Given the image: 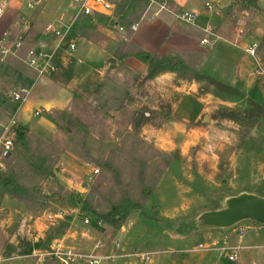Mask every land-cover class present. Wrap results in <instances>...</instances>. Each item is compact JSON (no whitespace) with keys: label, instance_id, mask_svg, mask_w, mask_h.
Segmentation results:
<instances>
[{"label":"rangeland","instance_id":"obj_1","mask_svg":"<svg viewBox=\"0 0 264 264\" xmlns=\"http://www.w3.org/2000/svg\"><path fill=\"white\" fill-rule=\"evenodd\" d=\"M31 1L35 2L31 9H26L24 4L18 5L20 9L14 11L15 20L20 22L26 18L28 28L33 25L32 31L42 33V38L55 34L58 39L55 47L35 48L38 54L51 57L54 71L39 75L31 97L36 98L35 94L48 100L60 97V91L52 81L60 73L67 80L71 75H81L85 81H81L79 93L66 107L34 117V123L26 126L24 143L19 141L18 129H13L14 150L9 158L0 160V180L14 179L34 190L39 199L35 203L36 209L28 212L24 204L0 194V261L22 264L16 256L27 251L32 242H38L35 241L38 240L36 229L41 225L47 228L43 243H37L43 247L49 246L51 232L61 224L70 225L71 231L79 227L83 230L103 226L93 222L89 214L82 212L80 206L66 196V191L86 196L99 176L104 177L101 193L95 199L103 207L99 211L119 203L122 195L118 184L124 186L133 201L140 200L144 191L149 194L141 208L122 225L125 235L118 234L117 238L121 241L116 240L121 244L127 239L129 248L158 253L161 259L173 252L172 258L177 259L178 264H183L184 257H192L191 253L180 254V251L204 241L200 238L208 232L199 233L192 227L200 213L218 210L225 198L242 192L264 197V122L213 117L222 108L244 110V101L216 105L215 110L205 114L207 123L200 120L181 123L177 115H172L178 101L171 88L174 82L170 81L171 86L167 88L164 82L155 81L156 76L148 79L146 65L138 62L134 67L128 66L124 64L125 59L116 67H109L103 76L93 73L103 61V49L106 52L111 49L116 55L122 48L127 50L131 46L129 38L118 32L115 25H96L89 33L91 43L83 42L69 31V24L77 14L73 0ZM106 1L117 3L116 0ZM226 1L189 2L201 10L203 17L198 23L212 29L218 21L215 10H220V5ZM10 3L18 4L11 0L7 8ZM205 3L210 9L204 7ZM137 6L127 22L119 26L127 27V23L137 21L142 11L141 4ZM152 11L145 21L151 18ZM164 16L163 12L159 19ZM235 16L239 20L245 19L246 27H240L241 31L249 27L239 44L257 45L264 35V15L236 12ZM232 20L233 17L229 18L230 22ZM33 39L32 34L24 38L25 49L36 47L39 42L27 44ZM71 40L77 49L70 58L64 52ZM63 58L70 64L64 65ZM179 58L191 61L193 65L200 62L198 55H179ZM112 63L116 64V61ZM259 65L253 72L255 79L249 85L253 92L249 90L246 95L264 105V65ZM22 66L27 74H34L26 63ZM143 115L148 117L147 120L142 119ZM31 159L32 164L40 166L38 173L31 172ZM95 160L112 163L115 173L101 171ZM93 170L98 173L93 175ZM57 211L63 212V219L51 226L45 221V215ZM84 220L89 223L85 225ZM27 230L31 237L25 236ZM253 253L263 259L262 250Z\"/></svg>","mask_w":264,"mask_h":264},{"label":"crops","instance_id":"obj_2","mask_svg":"<svg viewBox=\"0 0 264 264\" xmlns=\"http://www.w3.org/2000/svg\"><path fill=\"white\" fill-rule=\"evenodd\" d=\"M189 1L190 0H157L158 4L149 2V5L145 8V10L140 13L137 21L128 24V26L131 24L136 25V30L131 32V36L129 38L131 45L136 46L149 54L158 56H163L167 53L191 57H196V55H198L200 62L196 65L200 72L204 74H210L211 77L216 78L231 87L237 88L244 94L249 93L251 91L249 85L253 79H255L253 72L257 70V60L246 52L247 48L250 47V44H247L246 46L239 44L243 39L244 33L249 29V27L245 30L244 28L246 27V24L244 22L245 26L241 31L240 27L237 25V22L236 25L233 26L230 23L229 18H227L225 15V10L234 2V0H227L225 3L220 5V10H215L218 21L213 25L212 29H209L210 27L207 24L200 25L198 23V20L202 19L203 17L201 10L196 9L195 4L190 3ZM206 4L208 3H205V5ZM18 5L20 4L10 3L9 8H7L5 11L8 9L10 10H8L6 16L4 12L3 16L1 17L0 38L4 33H7L13 40L21 39L23 42L24 38L28 36L29 33L34 37L36 36V32L32 31L33 25L28 28V24H26V18H22L24 20H21V23L15 20L14 11L16 9H20ZM258 7L260 11L256 14L259 13L264 15V0H258ZM150 10H153L150 15L151 18L149 20L146 19L145 21V17L148 15ZM181 11L193 12L197 15L195 28L176 21L173 13H179ZM163 12L165 13V16L160 20L159 16ZM244 14L246 15V13ZM151 20L153 21L152 23H150ZM73 22L74 18L69 24V29ZM203 30H206L210 34L217 36L218 39H213L204 33ZM55 36V34H50L47 36L44 35V38H42L41 33L40 39L37 40L35 44L38 42L39 43L34 48L39 46L55 47L58 41ZM75 38L83 42L91 43L89 38H80L76 35ZM203 38L210 40L211 45H201L200 41ZM73 43L74 41L71 40L69 42L68 49H66L64 52V55L70 58V54L74 53L77 49L75 46V49L73 50L74 52L70 51V45ZM25 50V48L22 50V55H19L20 58L24 57ZM101 52L104 56L103 61L99 64L98 71L96 69L93 73L103 76L109 67H116V65L119 63V60L115 58V55H113L111 49H109L108 52L103 49ZM115 61L116 64H113L112 62ZM51 62L52 59L50 64ZM61 62L64 65L70 64L67 62V60H64V58L61 60ZM137 63L138 61L135 59H126L124 61L125 65L133 67L136 66ZM22 65L25 66V62L12 56H7L3 60H0V96H2V99H6L9 104H13L10 101V95L12 93L20 94L22 91L25 92V94H22L24 102L20 104L18 110L12 116L16 122L17 129L19 126L25 128L26 126H31L34 123L36 112H39L40 116H38L41 117V115L45 116L52 109L58 110L66 107L70 100L75 95H77V93H79L78 88L81 81H85L82 80L83 76L81 75H71L68 78L69 80H67L66 78H63L61 76L62 73H60L56 78L52 79V81H54V86L60 91V97H55L54 99L50 100L38 96L37 94H35L36 98L33 96L31 97L34 92V85L37 83V80L40 76L34 69V74H27V71L23 69ZM60 67L61 65H59V68ZM61 68L63 69V67ZM35 72L37 74H35ZM155 81L157 83L164 82V84L167 85V88L171 86L170 81L174 82V86L171 88L173 93L177 95L178 101L173 107L172 115H177L181 119V121H179L181 123H197L199 120L202 121L203 117L206 116V113L215 110L216 105L225 103L215 98L211 94H201L200 85L198 83L193 80L188 81L178 78L173 73L161 74L155 77ZM252 92L253 90L250 93ZM2 112L3 111H1V120L2 123L6 124L10 118ZM163 216L169 217L166 214H163ZM247 222L251 224H245ZM242 223L244 224L242 225ZM240 224H238L240 226L236 225L235 227L227 230H198L199 233H202L203 231L208 232H205L206 234L202 235L200 238V240L204 241L201 243H198L200 242L198 241L196 245L183 249L184 251H180V254L191 253L192 256L184 257L183 264H231L228 263L223 257H218L215 254L193 252L194 248L199 244L239 246L244 249L239 252L237 263L233 264H262V260H264V225H255L250 221H244ZM43 226L44 225H41V227L39 226L38 228L36 227L38 240L35 241L38 242L31 243L28 241L31 243V250L25 251L21 253V255L16 256L20 257L18 262H21L22 264H35V259L29 257L32 253V250H46L49 247H43L41 243L37 244L39 242L43 243V240L45 239L47 228ZM237 226L239 228H236ZM93 227L89 229L83 228V230L82 227H79L78 230L71 231L72 228L69 225L66 227L64 232L61 233L59 238L63 239L65 245L79 249L81 251H94L99 255L115 256V258L112 260L106 261L105 264H136L133 259L123 256L130 254V251L140 250H133L129 248L127 239H123V243L121 242V244L117 241L119 240L117 239L118 234L121 237H123L122 235H125V228L123 226L120 230H113L107 226ZM242 229L243 235L242 237H239L238 231ZM245 231L248 234H246ZM52 239H54V236L50 237L51 241ZM114 241H117L119 244L114 245ZM98 242H100L102 246L99 249H96L94 246ZM256 250L263 251V259H259L258 253H253V251L255 252ZM140 252L143 253L142 251ZM144 253H150L152 254L151 256L154 255L153 259H150L146 264H178L177 259L175 260L172 258V255L174 254L173 252L166 254L168 256H165L163 259L158 257V253L155 252V254L148 251ZM182 257L183 256L180 258ZM7 261L8 260H1L0 264H9L15 262Z\"/></svg>","mask_w":264,"mask_h":264},{"label":"trees","instance_id":"obj_3","mask_svg":"<svg viewBox=\"0 0 264 264\" xmlns=\"http://www.w3.org/2000/svg\"><path fill=\"white\" fill-rule=\"evenodd\" d=\"M116 9L113 17L95 15L91 17H78L71 24L69 31L80 38H89V33L98 24L111 25L114 24H125L127 19L133 13L134 8L141 4L142 11L149 5V0H116ZM114 4V3H113ZM138 7V6H137ZM141 11V13H142ZM260 9L258 7V0H234V2L225 10V15L228 18L233 17L230 23L234 26L237 22L236 12L246 13V14H256ZM235 14V15H234ZM140 16V15H139ZM129 23H127L128 25ZM126 27V26H125ZM30 33L28 34V36ZM131 33L127 32L126 37L130 38ZM41 37V33L37 32L33 41H29L28 45H33ZM25 42L23 41V49ZM30 48V47H29ZM27 48V49H29ZM190 55V54H189ZM255 57L258 63L264 65V35L262 36L259 43L256 45ZM115 58L119 61L125 59H135L139 63L146 65L149 68L147 78L151 79L154 76H159L164 73H173L178 78L195 81L200 85L201 94H211L215 98L223 102H234V101H244L246 108L242 111L230 108H222L217 110L213 115L214 119H228L229 121H234L236 118L246 119L252 122H264V105H261L253 100L250 96L240 92L237 88L231 87L222 81L209 77L206 74L200 72L196 64H192L191 61H186L179 58L178 54L167 53L163 56L149 54L136 46H129L127 50L123 48L118 51ZM206 83V84H204ZM6 99H2L0 96V114L12 117L17 111V106L14 104H7ZM8 114H7V113ZM244 114V115H243ZM147 116L143 115L142 119L147 120ZM25 127H18L17 136L19 141L24 143V132ZM22 145V144H21ZM9 158V157H8ZM95 165L107 173H115L114 166L112 163L104 160H95ZM30 170L32 173H38L40 166L32 164V159L29 160ZM104 177L99 176L95 183L92 185L89 193L86 196L81 194H76L73 192L66 191V196L70 202H75L80 206L82 212L89 214L93 218V222L107 226L113 230H120L126 219L136 210L141 208V205L148 199V193L143 192V196L140 200L133 201L130 194L124 190V186L118 184L121 191V199L118 204H110L104 211H99L103 207L95 199L100 195V190L103 187ZM150 189V188H149ZM0 194L7 195L11 198L17 200L18 202L25 205L29 211H34L35 203L37 202L38 195L34 190L28 189L21 183L14 179L8 182H3L0 180ZM100 199V198H99ZM94 203H97L93 205ZM67 224H61L54 232H51V236L58 235L64 232ZM28 250H31L30 246H27Z\"/></svg>","mask_w":264,"mask_h":264},{"label":"built area","instance_id":"obj_4","mask_svg":"<svg viewBox=\"0 0 264 264\" xmlns=\"http://www.w3.org/2000/svg\"><path fill=\"white\" fill-rule=\"evenodd\" d=\"M11 0H0V19L3 16L8 3ZM15 3L24 4L26 9L33 8L35 4L31 0H13ZM76 8L77 14L75 19L79 16L91 17L95 15H103L108 17H113L115 12V5L106 0H73ZM150 3L158 4L157 0H149ZM205 7L210 9V5L206 4ZM163 9V8H161ZM177 22L181 24L188 25L190 27H196V18L197 15L193 12L181 11L179 13H173ZM245 19L242 17L240 20H237V25L239 27L244 26ZM118 32L123 33L126 37L127 32H134L136 30V25L131 24L127 27L119 26L117 23L114 24ZM208 36L213 39H218L217 36L210 34L208 31L203 30ZM127 38V37H126ZM201 45H211V41L207 38H203L200 41ZM23 50V42L21 39H12L11 36L7 33H4L0 38V60H3L7 56H12L15 58L21 59L29 67L34 69L39 75L49 74L54 71L53 66L50 64L51 57L45 54H38L35 48H29L25 50L23 58H20L19 54ZM74 50V45H70V51ZM256 45L250 46L247 48L246 52L255 58ZM257 67H260L257 61ZM257 71V70H256ZM22 94H25L22 91L20 94L12 93L10 96L11 103L17 105V110L21 103L24 102ZM39 112L35 113V116H38ZM16 127V122L13 117L8 119L7 123H2L1 114H0V160L7 159L14 150V141L11 138V132ZM1 165V164H0ZM93 175L97 174V170H93ZM63 212H48L45 215V221L49 225H54L57 221L63 219ZM88 220H84V224L87 225ZM243 231H238V236L242 237ZM26 237H31L32 234L27 230ZM114 245H117L115 242ZM102 246L100 242L95 244V248L99 249ZM239 246H228V245H217V244H199L197 245L193 252H205L209 254H215L218 257H223L227 260L228 263H234L238 260L239 252L243 250ZM95 250V249H94ZM152 254L150 253H130L123 257L130 258L133 260H138L140 262L147 263L150 260ZM30 258L35 259V264H50L54 262L55 264H102L105 261L112 260L115 256L109 255H99L94 251H81L79 249L65 245L63 239L54 238L51 241V244L46 250L35 249L32 250V253L29 256ZM20 259V257H18ZM26 258V257H25Z\"/></svg>","mask_w":264,"mask_h":264},{"label":"water","instance_id":"obj_5","mask_svg":"<svg viewBox=\"0 0 264 264\" xmlns=\"http://www.w3.org/2000/svg\"><path fill=\"white\" fill-rule=\"evenodd\" d=\"M202 123L208 122L204 116ZM222 208L200 213L193 220L192 227L196 230L214 229L227 230L244 221L264 225V197L242 192L223 200Z\"/></svg>","mask_w":264,"mask_h":264}]
</instances>
